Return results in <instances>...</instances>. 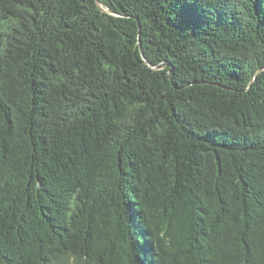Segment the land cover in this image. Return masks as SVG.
Instances as JSON below:
<instances>
[{"label": "trees", "instance_id": "trees-1", "mask_svg": "<svg viewBox=\"0 0 264 264\" xmlns=\"http://www.w3.org/2000/svg\"><path fill=\"white\" fill-rule=\"evenodd\" d=\"M0 264H264V0H0Z\"/></svg>", "mask_w": 264, "mask_h": 264}]
</instances>
